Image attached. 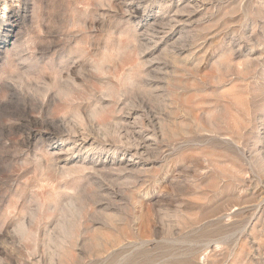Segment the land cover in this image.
<instances>
[{"label":"rangeland","instance_id":"374dc122","mask_svg":"<svg viewBox=\"0 0 264 264\" xmlns=\"http://www.w3.org/2000/svg\"><path fill=\"white\" fill-rule=\"evenodd\" d=\"M0 264H264V0H0Z\"/></svg>","mask_w":264,"mask_h":264},{"label":"bare ground","instance_id":"6f19581e","mask_svg":"<svg viewBox=\"0 0 264 264\" xmlns=\"http://www.w3.org/2000/svg\"><path fill=\"white\" fill-rule=\"evenodd\" d=\"M181 8H182V7H181ZM177 12H178V11H177ZM12 21H13V20H12ZM159 22H160V21H159ZM156 23H157V22H156ZM154 24H155V23H154ZM160 26H161V25H160ZM162 26H163V25H162ZM152 30H153V29H152ZM5 38H6V37H5ZM60 82H61V81H60ZM66 82H67V81H66ZM63 83H64V82H63ZM72 84H73V83H72ZM62 86H64V85H62ZM56 87H57V86H56ZM69 87H70V86H69ZM58 88H59V89H58ZM58 88H57V89H58V91H59L61 88H60V86H59ZM69 89H70V88H69ZM67 90H68V89H67ZM67 90L64 89V91H65L66 94H67ZM60 91H63V88H62ZM60 91H59V94L61 93ZM64 91H63V92H64ZM63 92L61 93V95L63 94L62 96H64V93H63ZM70 94H71V93H70ZM62 96H61V97H62ZM62 98H63V97H62ZM151 120H152V119H151ZM68 132H69V131H68ZM130 135H131V134H130ZM83 138H84V137H83ZM82 141H83V143H84V140H83V139L81 140V142H82ZM137 143H138V142H137ZM123 144H124V143H123ZM138 144H139V143H138ZM142 145L144 146V144H142ZM142 145H141V146H142ZM90 146H91V145H90ZM143 146H142V147H143ZM126 147H127V146H126ZM128 147H129V146H128ZM90 148H91V147H90ZM135 148H137V147H135ZM135 148H133V149H135ZM139 148H140V147H139ZM144 148H145V147H144ZM147 148H148V147H147ZM137 153H138V152H137ZM130 170H131V169H130ZM121 171H122V170H121ZM123 171H124V170H123Z\"/></svg>","mask_w":264,"mask_h":264}]
</instances>
